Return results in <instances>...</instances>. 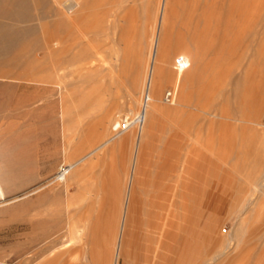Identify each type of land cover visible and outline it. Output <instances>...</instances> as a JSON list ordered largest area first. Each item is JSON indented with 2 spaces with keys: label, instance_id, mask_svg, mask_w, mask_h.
<instances>
[{
  "label": "rangeland",
  "instance_id": "374dc122",
  "mask_svg": "<svg viewBox=\"0 0 264 264\" xmlns=\"http://www.w3.org/2000/svg\"><path fill=\"white\" fill-rule=\"evenodd\" d=\"M65 1L22 0L10 9L13 3H0L27 15L0 16L25 32L0 59V264H113L141 122L80 164L68 190L57 177L136 117L133 99L111 112L124 100L112 76L130 84L139 101L146 98L139 85L161 1L81 0L74 23ZM172 5L159 50L168 78L163 110L140 145L137 191L182 185L186 196L193 184L198 199L185 200L188 210L179 211L167 235L154 231L149 256L140 211L119 264H264V0ZM202 31L216 70L212 84L193 82L192 103L210 99L207 109L216 116L192 110L185 124L166 94L182 56L198 51Z\"/></svg>",
  "mask_w": 264,
  "mask_h": 264
},
{
  "label": "bare ground",
  "instance_id": "6f19581e",
  "mask_svg": "<svg viewBox=\"0 0 264 264\" xmlns=\"http://www.w3.org/2000/svg\"><path fill=\"white\" fill-rule=\"evenodd\" d=\"M7 1L13 3V4H11V6L8 9L13 7L12 5L17 7L18 4H20L22 2V0L21 1H19V0H7ZM54 1L56 3H58V4L61 3L60 2L61 0H54ZM160 1H161L160 13H159V16H156V19L158 21V27H157L158 29H157L156 35L154 37L152 36V43L151 44H153V47H152L151 61H150L149 67L147 66L148 67L147 74L145 73V77L142 79V81H141V83L139 85V90L141 89L139 91V93L141 91H144V93L146 95V98H144L143 100L139 101V99H138L139 97L138 98L134 97L136 95V93H135V90L133 91L130 88L131 87L130 84L128 85V83H126L124 80H122L123 78L120 79V77L114 76V74H113V76L111 75L112 77H114L113 81H115V83L117 82L119 84V89L123 91V95H121L119 97L124 99L122 102H121V99H120V101H119L120 103H118L117 105H115V104H114L115 106L112 105L111 112L114 113L115 111L120 109V107H123L126 103H128L129 100L133 99L132 107H133V109L136 108V110L134 109L136 117L128 125H126L121 131H119L115 136H113L109 140L104 141L103 143H101L97 147L93 148V150H91L88 154L82 156L81 158H79V159H77L75 161H71L68 164L64 165L60 169V172H59L58 177H57L58 180H60L62 183H64L65 189L68 190L70 185H71V183H72V181L75 180L81 173V169L78 168L80 166V164L84 163L92 155H94L98 151L102 150L114 138L121 136L122 133H125L127 130H130L136 123L141 122V131H140V135L138 137L137 143H136L135 156H134V159H133V163H132V167H131V170H130V174L128 173L129 174V177H128L129 181H128L127 188H126V194H125V199H124L123 208H122V214H121V219H120V231H119V235H118V237L116 239V243H115V253H114L113 264H119L120 257L125 252L124 251V247H123V242H124V236H125V233H126V230H127L128 222H129V219H128L129 218V212L131 213L132 210H133L135 197H136V189H137V186L141 182L140 181V176L142 174V167H141V164H139L140 163V159H139L140 145H141L142 141L145 140V138H147L149 136V134H150L149 132H150V126L152 124V118H154L156 114L162 112V110H163L162 109V105H161L160 96H161L162 90L164 89V85L167 84L166 83L167 75L165 74V72L163 71V69L161 68L160 63H159V56H160L159 50L161 48L162 40L165 39L166 35L168 34L170 20H171V18L173 16L174 12H173L172 0H160ZM18 2H20V3H18ZM81 2H82L81 0H66L65 1V3H66L65 4L66 5L65 8L67 10V14L69 16H72L69 19L73 23L76 22V21H80L81 20V10H82L81 9ZM0 3L2 4V0H0ZM5 5L7 6V4H5ZM6 6H4V7H6ZM8 6H9V4H8ZM262 6H263V3H262ZM6 8H2L1 5H0V16L5 18V19L6 18H10V17H16L15 19L18 20V19H21V18L24 19L27 16L25 14L18 13L16 11V9H14V8H13V11H11L12 10L11 9L10 12L8 10H6ZM56 8H57V6H56ZM22 9H21V11H22ZM17 10L19 11L20 9L17 8ZM174 11H175V9H174ZM229 11H231V10H229ZM60 12L61 11L59 10V13ZM263 19H264V17H263ZM24 33L25 32L22 29L17 28L14 25L6 24L3 21L0 22V59L5 58L7 55H9L16 48L17 42L19 43V41H22L21 39H22V37H23L22 35ZM205 33H206L205 31H202V33H200V40H199V43L197 45V48H198L197 52H195V53H185L184 56L180 55V56H182V58H181V61L179 62V66H178V68H179L178 69V79L176 81L173 80L171 82L172 83V89L170 90L171 91L170 94L173 96L172 100H174V106H175V108H174L175 111L174 112H177L178 114H180L181 117L183 116L182 118L184 119V123L185 124H187V122L189 121V117L192 116V114H191V113H193L192 110L200 112V113L203 112V113H206V114H210V115L216 116V114H214V112H210L207 109V107L210 105V103H209L210 99L207 100L205 103H202V104L201 103L200 104L192 103V101H193L192 97H193L194 91H195V90H192V87H195L196 83H197L196 82L195 86H194L193 82L200 81L203 85H204V83L206 81L209 82L210 84H212L214 82V73H215V70H216L215 69V61H216L215 59L216 58L214 57L215 59H213L212 56H211V49H210L211 47H209L210 45H209V43H207L208 42L207 40L210 38V36L208 38ZM259 34H261V33H259ZM58 44H60V42L57 43V45ZM61 46H63V45H61ZM56 52L58 53V51H56ZM52 55H53V53H52ZM70 55L72 56L73 54H70ZM19 56H21V55H19ZM19 56H17V57H19ZM60 56H62V55H60ZM71 56H68V57L70 58ZM24 57H22V58H24ZM22 58H21V60H22ZM69 58H67V59H69ZM62 59H64V58H62ZM67 59H65L66 61L65 60H63V61L64 62H68ZM56 61L57 60L54 61L55 64H56ZM28 62H30V61H28ZM60 64H61V62H60ZM34 71L36 72L37 69L34 70ZM167 81H168V78H167ZM169 81H171V80H169ZM202 87L203 86H201V88ZM116 89H118V87L115 88V90ZM204 93L205 92L203 90H201V91H199L198 95H200V97H201V96H203ZM114 99H117V97L114 98ZM204 100H206V99H204ZM258 100H260V98ZM256 106H257V103H256ZM195 185H196V183H195ZM185 186L186 185H184V187ZM169 190H170V188H168V191ZM198 192H199V188H198ZM150 193H151L150 190H148L146 188V186H145L143 194H144V198H146L145 199V207H146L148 216L150 217L153 207H154V210H156L154 214L156 215V218H157L156 220H158V223L155 221V224L157 223L154 226V231H155L156 229H161V227L164 224H166V220L167 219H164V217H162L160 219V216L162 214L164 215V211L166 209L168 210V201H167V199H168V195L170 194V192H160L159 191L157 195H153V196H151ZM198 194L195 191V187L193 186V184H189L187 186V192H186V196L188 197L187 199H186L185 193L183 191V186L182 185L178 189L177 188L175 189L174 197H175L176 204H177V209H178L177 218H179L178 201L180 200L183 210H186V209L188 210L189 203H186L185 200L186 201H190L191 200V204L190 205H192L198 199ZM3 195H5V194H4V192H3L2 188H1L0 196H3ZM2 199H3V197H2ZM162 221H164V222H162ZM156 231H158V230H156ZM30 258H32V257H30Z\"/></svg>",
  "mask_w": 264,
  "mask_h": 264
},
{
  "label": "crops",
  "instance_id": "0c3cea01",
  "mask_svg": "<svg viewBox=\"0 0 264 264\" xmlns=\"http://www.w3.org/2000/svg\"><path fill=\"white\" fill-rule=\"evenodd\" d=\"M141 178H142V174L140 176V181H141ZM169 191H172V192H170V194L168 195V199H167V201H168V210H169L168 218L166 220V224H164L161 227V229H163L162 232H164V234H166V235L168 233L167 227L174 223L173 219H175V220L177 219L178 222H179V218H177L178 209H177V204H176V200H175V197H174V192L175 191H173V189H170ZM150 192H151L150 195L153 196V195H157L159 191H157L155 189H152V190L150 189ZM145 199L146 198H144V194L143 193H138V191L136 189L135 202H134V206H133L132 212L131 213L129 212V218H128L129 222H128L127 230H126V233H125V236H124L123 247H124V251H125L126 244H127V236L131 233L132 226H135V224H138V219H140L139 218V216H140L139 213L141 211L142 214H143V220H144V223H145V226H146L145 229H144L145 237L149 241L148 254H147V256H149L150 253H152V247H153L152 244H153V242H155V239H156L155 236H154V226L158 223V220H156L157 218H156V215L154 214L155 211H156V210H154V207L152 209L150 217L148 216V213H147V210H146V207H145ZM178 205H179V211L180 210L184 211L183 208H182L180 200L178 201ZM162 217H163V214L160 216V219ZM179 217H180V215H179ZM155 221L157 222L156 224H155ZM162 222H164V221H162Z\"/></svg>",
  "mask_w": 264,
  "mask_h": 264
},
{
  "label": "built area",
  "instance_id": "2783aa9c",
  "mask_svg": "<svg viewBox=\"0 0 264 264\" xmlns=\"http://www.w3.org/2000/svg\"><path fill=\"white\" fill-rule=\"evenodd\" d=\"M171 98H172V95H171L170 93L166 94V99H167V101H170Z\"/></svg>",
  "mask_w": 264,
  "mask_h": 264
}]
</instances>
